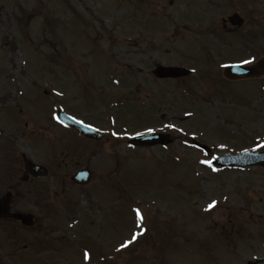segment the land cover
Here are the masks:
<instances>
[{"label":"rangeland","instance_id":"obj_1","mask_svg":"<svg viewBox=\"0 0 264 264\" xmlns=\"http://www.w3.org/2000/svg\"><path fill=\"white\" fill-rule=\"evenodd\" d=\"M235 9L247 20L240 34L223 40L205 32L213 23L222 28V19ZM251 55H264V0H0V195L22 174L25 153L47 165L51 175L19 188L26 195L48 194L56 207L21 203L38 217L37 229L6 233L0 227V264H247L264 255V169L211 170L205 162L210 157L190 139L198 135L195 139L218 154L264 149V77L223 86L220 97L199 83L193 106L179 90L170 95L174 84L146 79L157 63L182 61L202 76L223 70L224 62L256 59ZM75 70L84 71L80 82ZM142 81L147 82L142 95L153 98L149 102L160 94L168 99H156L161 110H155L158 116L167 111L168 121L178 125L180 136L176 133L169 150L131 151L109 138L112 130L120 131L124 107L125 131L145 128L130 123V107L141 103L126 105L128 97H139L132 91ZM118 100L125 106L111 108ZM58 107L97 124L105 133L102 146L74 150L72 141H83L58 126ZM3 143L16 153L7 155L10 171L4 170ZM86 164L95 170L94 181L73 186L70 175ZM64 195L77 203L66 206ZM139 195L159 198L142 212L149 224L145 220L140 233L141 215L124 209L119 197ZM213 201L215 210L206 217L200 211ZM90 214L96 220L91 224ZM17 246L26 250L10 253ZM88 247L94 258L86 255Z\"/></svg>","mask_w":264,"mask_h":264},{"label":"water","instance_id":"obj_2","mask_svg":"<svg viewBox=\"0 0 264 264\" xmlns=\"http://www.w3.org/2000/svg\"><path fill=\"white\" fill-rule=\"evenodd\" d=\"M229 70H239L237 72L238 76H246V75H259L264 71V59L260 60L255 66L253 67H243L242 65H233L229 66ZM251 71V72H250ZM61 118H63L67 123L72 122L70 117H67L65 114H61ZM73 120V119H72ZM73 125V123H71ZM76 126V125H75ZM89 136L91 137H98L96 133H93L89 130H86ZM157 140H159L157 135H152V136H141L138 137L136 140H134V143H155ZM25 168H26V176L23 177V179H27V172H32L38 177H44L48 171L45 167L42 165L35 164L32 160L26 158L25 159ZM77 177V176H76ZM9 202H10V193L7 194L4 198L0 200V217L3 216H8L9 215ZM16 217L22 218L24 222L31 223L30 217L21 215V214H16ZM250 264H264V258L259 259L255 262H252Z\"/></svg>","mask_w":264,"mask_h":264},{"label":"flooded vegetation","instance_id":"obj_3","mask_svg":"<svg viewBox=\"0 0 264 264\" xmlns=\"http://www.w3.org/2000/svg\"><path fill=\"white\" fill-rule=\"evenodd\" d=\"M187 77H189V75H187V76H180V77H178V76H175V77H169V78H173V79H176V78H179L180 80H182V79H185V78H187ZM16 202H14L13 201V203H12V208L14 209V207H16V204H15ZM8 222H10L11 224H13L14 222L15 223H17L16 221H13L12 219H6Z\"/></svg>","mask_w":264,"mask_h":264},{"label":"snow or ice","instance_id":"obj_4","mask_svg":"<svg viewBox=\"0 0 264 264\" xmlns=\"http://www.w3.org/2000/svg\"><path fill=\"white\" fill-rule=\"evenodd\" d=\"M206 163H210L208 161H205ZM216 204V201H213L210 205H209V209H211L212 207H214ZM139 212V210H137ZM141 219H142V216H141ZM128 243H131V241H129ZM126 245H122V247H125Z\"/></svg>","mask_w":264,"mask_h":264}]
</instances>
